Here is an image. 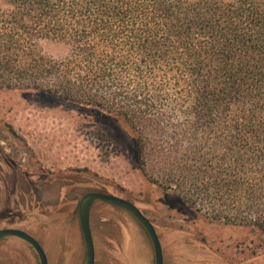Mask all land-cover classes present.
<instances>
[{"label": "trees", "instance_id": "1", "mask_svg": "<svg viewBox=\"0 0 264 264\" xmlns=\"http://www.w3.org/2000/svg\"><path fill=\"white\" fill-rule=\"evenodd\" d=\"M0 90L119 119L150 184L264 232V0H0Z\"/></svg>", "mask_w": 264, "mask_h": 264}, {"label": "rangeland", "instance_id": "2", "mask_svg": "<svg viewBox=\"0 0 264 264\" xmlns=\"http://www.w3.org/2000/svg\"><path fill=\"white\" fill-rule=\"evenodd\" d=\"M30 178L43 182L39 197L23 195ZM0 179V228L30 234L49 264L85 263L78 207L90 192L134 203L158 229L165 264H264V232L211 222L150 184L133 132L96 108L0 90ZM91 226L96 264H155L152 242L129 212L98 203ZM0 264L41 263L31 245L9 237L0 240Z\"/></svg>", "mask_w": 264, "mask_h": 264}, {"label": "water", "instance_id": "3", "mask_svg": "<svg viewBox=\"0 0 264 264\" xmlns=\"http://www.w3.org/2000/svg\"><path fill=\"white\" fill-rule=\"evenodd\" d=\"M101 201L129 212L147 232L155 254V264H165L163 247L155 225L151 220L131 201L124 198L102 192H91L86 194L79 207L80 225L86 246V260L84 264H96V248L91 228V210L95 202ZM16 237L31 245L37 252L41 264H49L48 256L42 245L30 234L23 230L4 228L0 229V240Z\"/></svg>", "mask_w": 264, "mask_h": 264}, {"label": "flooded vegetation", "instance_id": "4", "mask_svg": "<svg viewBox=\"0 0 264 264\" xmlns=\"http://www.w3.org/2000/svg\"><path fill=\"white\" fill-rule=\"evenodd\" d=\"M31 180L29 181V180H26V184L28 185V192H23V195H25V196H27V195H30L31 193H33L34 195H36L37 197H39L40 196V194H41V189L39 188V184L40 183H43L40 179L38 180V179H34V178H30ZM0 181L2 182V179H0ZM91 193V192H90ZM102 193H105V192H102ZM88 194V193H87ZM106 194H109V193H106ZM113 195V194H112ZM85 196V195H84ZM83 196V197H84ZM116 196V195H115ZM82 197V198H83ZM119 197V196H118ZM82 200V199H81ZM81 200H80V202H81ZM80 202H79V207H80ZM98 203H102V204H106V203H104V202H101V201H97V202H95L94 203V205H93V208H94V206L95 205H97ZM107 205H110V204H107ZM110 206H113V205H110ZM79 207H78V217H79ZM114 207H116V206H114ZM93 208H92V210H93ZM117 208H119V207H117ZM121 209V208H120ZM92 210H91V213H92ZM124 210V209H123ZM126 211V210H125ZM79 224H80V219H79ZM91 228H92V226H91ZM0 229H3V228H0ZM80 229H81V225H80ZM81 232H82V229H81ZM92 232H93V230H92ZM83 234V233H82Z\"/></svg>", "mask_w": 264, "mask_h": 264}]
</instances>
